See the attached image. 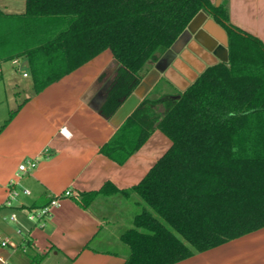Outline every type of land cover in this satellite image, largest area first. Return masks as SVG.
<instances>
[{"label":"trees","instance_id":"1","mask_svg":"<svg viewBox=\"0 0 264 264\" xmlns=\"http://www.w3.org/2000/svg\"><path fill=\"white\" fill-rule=\"evenodd\" d=\"M205 12L228 36V60L208 66L176 97L145 98L124 122L126 160L155 129L172 141L130 189L139 210L121 240L124 264H173L264 227V43L212 0H26L0 11V61L29 62L37 92L105 50L120 68L100 112L113 116L191 21ZM165 102V111L155 106Z\"/></svg>","mask_w":264,"mask_h":264},{"label":"crops","instance_id":"2","mask_svg":"<svg viewBox=\"0 0 264 264\" xmlns=\"http://www.w3.org/2000/svg\"><path fill=\"white\" fill-rule=\"evenodd\" d=\"M212 1L223 2L230 21L264 43V0ZM25 7L26 0H0L4 13L20 14ZM186 30L173 63L165 72L154 65L111 117L99 110L120 68L111 50L39 92L28 60L8 59L17 72L25 68L23 76L30 78L32 89L30 96L16 99L17 108L0 126V234L15 245L0 247V255L11 264L125 263L129 248L121 235L139 210L138 197L110 190L99 193L88 207L78 198L82 193L98 192L106 184L119 190L138 184L172 141L157 128L126 160H121L120 153L109 156L106 151L114 153L128 139V129L122 130L124 122L145 98L176 97L208 66L228 60L227 33L212 17L200 12ZM155 107L163 113L165 102ZM32 160L34 167L19 170L22 163L28 165ZM12 180L19 190L27 188L31 194L21 192L7 206ZM67 190L71 194L64 196ZM55 196L61 197L60 205L53 208L44 227L28 220L30 210ZM14 211L18 221L10 218ZM173 264H264V227Z\"/></svg>","mask_w":264,"mask_h":264},{"label":"rangeland","instance_id":"3","mask_svg":"<svg viewBox=\"0 0 264 264\" xmlns=\"http://www.w3.org/2000/svg\"><path fill=\"white\" fill-rule=\"evenodd\" d=\"M11 61H3L2 65H0L1 70H3L2 74L0 72V126L17 108L16 99L30 96L32 92L30 78H24L23 76L25 68L21 67L20 71L17 72L13 68ZM7 71H10L11 75L7 74Z\"/></svg>","mask_w":264,"mask_h":264},{"label":"built area","instance_id":"4","mask_svg":"<svg viewBox=\"0 0 264 264\" xmlns=\"http://www.w3.org/2000/svg\"><path fill=\"white\" fill-rule=\"evenodd\" d=\"M18 62H19L18 59H14V63H18ZM24 75L27 76L28 73H24ZM35 165H36V162L34 160L30 161L28 165L25 163H22L19 166V170L22 172L27 171L28 168L34 167ZM17 184L18 183L16 180H12L9 183V195L6 201L7 206H12L13 201L18 198L21 192L24 194H31V191L27 188H23L22 190H19V188L17 187ZM70 194H71V191L67 190L65 191L64 196H69ZM60 199H61L60 196H55L47 204L37 209L30 210L27 214L28 220H30L33 224H35V226L44 227L47 223L48 218L52 214L53 208L58 207L60 205ZM10 218L12 220L18 221L17 212L15 211L12 212L10 214ZM10 245L15 246L14 243L8 237H5L2 234H0V247L5 248ZM0 264H11V263L8 258H6L3 255H0Z\"/></svg>","mask_w":264,"mask_h":264},{"label":"water","instance_id":"5","mask_svg":"<svg viewBox=\"0 0 264 264\" xmlns=\"http://www.w3.org/2000/svg\"><path fill=\"white\" fill-rule=\"evenodd\" d=\"M187 33V30H185L182 35L177 39V41L173 44V46L162 55V57L155 64L156 70H158L159 72H165L166 69L173 63L177 56L179 47L183 44Z\"/></svg>","mask_w":264,"mask_h":264}]
</instances>
